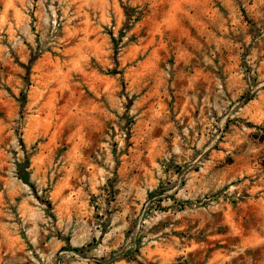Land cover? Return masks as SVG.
Returning a JSON list of instances; mask_svg holds the SVG:
<instances>
[{
    "label": "rangeland",
    "instance_id": "obj_1",
    "mask_svg": "<svg viewBox=\"0 0 264 264\" xmlns=\"http://www.w3.org/2000/svg\"><path fill=\"white\" fill-rule=\"evenodd\" d=\"M235 1L246 16L253 0ZM167 8L0 0V264H264V150L241 178L179 192L208 158L164 137Z\"/></svg>",
    "mask_w": 264,
    "mask_h": 264
},
{
    "label": "crops",
    "instance_id": "obj_2",
    "mask_svg": "<svg viewBox=\"0 0 264 264\" xmlns=\"http://www.w3.org/2000/svg\"><path fill=\"white\" fill-rule=\"evenodd\" d=\"M149 1L151 6L168 2L162 22L169 37L161 42L167 47L162 60L167 58L170 69L165 89L173 114L163 125L169 152L178 158H208L203 167L187 170V182L179 190L183 198H193L248 174L254 157L248 148L264 150V141H250L264 127V36L249 46L264 21V0H253L246 16L235 0ZM251 66L256 70L252 77L246 71ZM253 85L259 93L238 104ZM209 113L215 119L226 117L228 131L217 144ZM243 142L246 147H239ZM229 156L241 165L228 163Z\"/></svg>",
    "mask_w": 264,
    "mask_h": 264
},
{
    "label": "built area",
    "instance_id": "obj_3",
    "mask_svg": "<svg viewBox=\"0 0 264 264\" xmlns=\"http://www.w3.org/2000/svg\"><path fill=\"white\" fill-rule=\"evenodd\" d=\"M250 73H253V70H251ZM260 89L257 85H253L249 91L246 93V95L241 98V100L238 102V104L242 103L246 99L255 96L259 93ZM212 122V130L210 132L212 141L214 144L219 143L225 136L226 134V117H220L219 119H215L213 114L209 113ZM257 132H259L260 135H264V127H258L256 129Z\"/></svg>",
    "mask_w": 264,
    "mask_h": 264
},
{
    "label": "trees",
    "instance_id": "obj_4",
    "mask_svg": "<svg viewBox=\"0 0 264 264\" xmlns=\"http://www.w3.org/2000/svg\"><path fill=\"white\" fill-rule=\"evenodd\" d=\"M112 38H113V37H112ZM26 168H27V165L24 166V169H23L21 175L19 176V178L21 179V181H22L23 183L28 184V185H30V186L32 187V183H31L30 180H29V173H28V171L26 170ZM47 205L50 206V202H47Z\"/></svg>",
    "mask_w": 264,
    "mask_h": 264
}]
</instances>
